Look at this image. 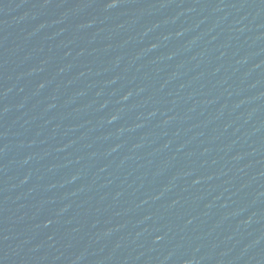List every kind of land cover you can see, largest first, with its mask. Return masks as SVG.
<instances>
[{
  "label": "water",
  "instance_id": "1",
  "mask_svg": "<svg viewBox=\"0 0 264 264\" xmlns=\"http://www.w3.org/2000/svg\"><path fill=\"white\" fill-rule=\"evenodd\" d=\"M0 264H264V0H0Z\"/></svg>",
  "mask_w": 264,
  "mask_h": 264
}]
</instances>
